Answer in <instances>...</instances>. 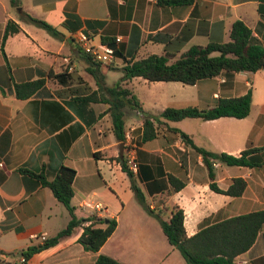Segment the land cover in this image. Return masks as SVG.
I'll list each match as a JSON object with an SVG mask.
<instances>
[{
	"label": "crops",
	"instance_id": "0c3cea01",
	"mask_svg": "<svg viewBox=\"0 0 264 264\" xmlns=\"http://www.w3.org/2000/svg\"><path fill=\"white\" fill-rule=\"evenodd\" d=\"M159 1L16 0L13 4V0H0V264H21L19 253L43 244L39 237L44 234L47 240L55 237L70 223L68 210L37 177L53 181L61 165L76 171L72 198L76 217L115 220L116 230L93 253L79 241L84 227L92 223L85 222L26 264H95L101 254L124 264H186L159 222L137 201L125 164L151 209L176 206L184 212L188 237L206 225L264 211V69L223 71L192 86L142 78L128 81L125 86L144 112L125 108V140L121 142L109 104L85 106L79 101L99 89L74 34L64 29L67 32H61L60 39L54 38L24 19L29 15L63 29L73 15L83 22L102 23L79 30H85L95 44L120 37L116 48L122 56L117 55L111 68L104 65L102 69L107 87L122 79L126 60L167 54L174 61L194 46L225 44L237 21L252 30L264 49V3L260 0H193L183 5ZM10 21L22 31L4 43ZM64 73L68 77L60 82L56 76ZM36 81L44 83L31 98L16 96V85ZM249 91L252 109L244 119H161L155 121L157 137L142 141L146 113L159 116L167 108L188 106L210 110L220 99L242 97ZM174 130L213 154L240 158L248 152L245 160L251 165L229 166L213 158L207 164ZM133 146L137 147L136 169L127 162ZM170 177L183 183V188L174 191ZM235 179L245 181L244 193L239 197L222 193ZM84 203H99L105 210L96 212L84 208ZM236 263L264 264V228Z\"/></svg>",
	"mask_w": 264,
	"mask_h": 264
},
{
	"label": "trees",
	"instance_id": "16d2710c",
	"mask_svg": "<svg viewBox=\"0 0 264 264\" xmlns=\"http://www.w3.org/2000/svg\"><path fill=\"white\" fill-rule=\"evenodd\" d=\"M192 1L160 0L159 3L161 5H183L190 4ZM260 1L264 3V0ZM13 4H16V0H13ZM24 19L38 28L45 30L54 38L60 39L63 36L56 27L44 20L29 15H26ZM93 24L102 25L100 22H83L77 16L69 15L62 27L68 33L75 34L84 26L86 29H91ZM21 31L22 29L18 24L10 21L4 32V43L10 36L16 35ZM86 34L88 33L86 32ZM102 43L115 48L117 44L115 40L108 39H102ZM82 54L88 64V73L93 76L99 90L79 99V101H82L85 106L96 102L109 104L110 113L113 118L114 132L117 139L121 142L125 140V108L131 107L144 112L139 100L125 86L128 81L135 78H142L150 83L179 82L192 86L204 80L218 77L223 71L255 73L264 69V49L254 39L252 30L242 21H237L233 24L230 41L225 44L194 46L174 61L167 54L162 56L150 55L141 60H126V65L122 69L123 77L113 87L106 86L105 75L102 73L104 65L94 61L91 56L84 52ZM117 55L122 56L119 49H117ZM106 67L111 68V66ZM67 77V73L56 76L60 82H63L61 80L62 78L66 79ZM43 83V81H36L16 85V96L23 100L29 99L41 88ZM99 93L102 94L99 95ZM251 109L252 92L249 91L242 97L220 99L217 105L210 110H201L195 106H188L180 109L167 108L159 116L146 113L142 141L148 142L157 137L155 121L160 122L161 119L169 122H178L187 118H198L205 121L223 117L244 119L250 115ZM174 131L181 134L183 141L193 148L196 153L202 155L207 164H209V159L213 158L229 166L251 165L245 160V155L248 152H244L240 158L226 154H213L196 147L190 137L185 133L178 130ZM124 169L128 172L131 179L132 190L135 193L137 201L150 216L159 222L168 242L180 252L186 264H237L236 258L250 250L259 232L264 228V211H262L232 218L214 225H206L198 234L193 237H188L184 225V212L176 206H164L156 210L151 209L141 189L134 181L132 173L128 171L126 164L124 165ZM75 176L76 171L64 165L59 167L53 181H48L43 175L37 176L41 184L50 188L56 199L68 210L71 221L55 237L46 240L39 246L30 247L28 250L19 253V255L25 256L29 260L34 254L57 245L62 238L71 235L77 227L88 221L92 223L84 227L83 235L79 240L87 251L98 253L115 232L117 227L115 220L99 218L79 220L76 217L75 209L72 206ZM169 180L174 191H179L184 186L183 183H177V180L173 177H170ZM212 188L216 192H222L214 185H212ZM245 189V181L235 179L230 189L222 193L239 197L244 193ZM168 211L171 212L170 216H168ZM104 224H106L105 228L98 226ZM95 264L124 263L101 254L96 259Z\"/></svg>",
	"mask_w": 264,
	"mask_h": 264
},
{
	"label": "built area",
	"instance_id": "2783aa9c",
	"mask_svg": "<svg viewBox=\"0 0 264 264\" xmlns=\"http://www.w3.org/2000/svg\"><path fill=\"white\" fill-rule=\"evenodd\" d=\"M74 41L77 43L78 47L87 55L91 56L94 61L101 63L103 65H111L115 62L117 58V48L103 43L95 44L93 39L85 33V31H78L73 35ZM122 39L119 37L116 39L118 44ZM68 65V70L72 71L73 68L70 66L69 61H66ZM136 156H137V147L133 146L128 150L127 153V162L131 168L136 169ZM84 208L93 209L96 212H103L105 209L99 203H84ZM39 240L44 243L47 240L46 234L39 237ZM28 260L25 256L20 255V263L26 264ZM242 264V263H240Z\"/></svg>",
	"mask_w": 264,
	"mask_h": 264
},
{
	"label": "rangeland",
	"instance_id": "374dc122",
	"mask_svg": "<svg viewBox=\"0 0 264 264\" xmlns=\"http://www.w3.org/2000/svg\"><path fill=\"white\" fill-rule=\"evenodd\" d=\"M58 30H59L60 32H64V33L67 32V31L64 30V28H63V29L60 28V29H58ZM95 42H96V41H95Z\"/></svg>",
	"mask_w": 264,
	"mask_h": 264
}]
</instances>
